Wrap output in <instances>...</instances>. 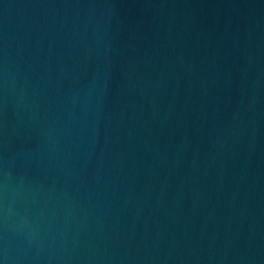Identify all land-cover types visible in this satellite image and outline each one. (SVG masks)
Masks as SVG:
<instances>
[{"label": "water", "instance_id": "95a60500", "mask_svg": "<svg viewBox=\"0 0 264 264\" xmlns=\"http://www.w3.org/2000/svg\"><path fill=\"white\" fill-rule=\"evenodd\" d=\"M0 264H264V0H0Z\"/></svg>", "mask_w": 264, "mask_h": 264}]
</instances>
